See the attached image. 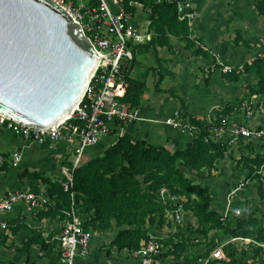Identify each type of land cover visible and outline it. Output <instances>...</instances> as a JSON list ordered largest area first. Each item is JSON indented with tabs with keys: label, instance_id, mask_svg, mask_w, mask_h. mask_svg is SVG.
<instances>
[{
	"label": "crops",
	"instance_id": "crops-1",
	"mask_svg": "<svg viewBox=\"0 0 264 264\" xmlns=\"http://www.w3.org/2000/svg\"><path fill=\"white\" fill-rule=\"evenodd\" d=\"M191 2L199 13L197 20L190 24L191 38L197 44L192 47L169 34L168 45L165 40H162L164 44L159 43L151 28L150 11L137 3L132 4L134 23L140 34L149 38L147 43L134 47L136 63L131 75L135 80L147 83L140 105L142 118L126 127L110 124L111 135H106L89 150L85 161L102 156L125 133L134 140H144L171 152L185 151L193 137L167 124L170 120L177 125L185 122L179 116L182 102L193 119L210 126L211 122L224 117L222 123L226 124L220 138L225 146V157L213 168L201 171L183 168V171L209 189L213 198L212 209L223 219L235 223L238 219L235 212L240 211L243 215L251 210L264 224V163H261L264 139L234 141L230 135V129L235 125H243L252 131L264 129V19L257 12L258 0ZM198 43L214 55L198 53ZM256 58L261 59V64L256 62L238 80L222 75L220 67L226 64L235 68L245 66ZM212 63L218 70L208 72ZM160 80L161 92H157ZM167 92L175 94L178 99ZM247 104L254 107V114L249 119L244 114ZM0 151L8 157L17 151L23 157L19 168L7 164L0 169V200L14 191L31 190L46 195L54 205H63L62 199L48 186L55 184L63 169L71 166L75 159L74 149L65 142L53 145L28 142L0 128ZM44 178L52 180L49 183L42 181ZM60 213L63 212L58 209L31 211L24 204H18L12 213L0 214V220L9 225L7 231L0 232V262L62 264L58 239L67 218ZM198 229L197 219L188 218L185 213L183 227L178 229L169 223L165 230L158 232L165 244L159 264H198L194 259L203 254L207 240ZM90 233L89 255L78 258L76 264H139L135 256L137 250L120 249L115 245L118 229ZM182 241L187 244L185 247H174ZM238 241L232 239L230 242L235 244Z\"/></svg>",
	"mask_w": 264,
	"mask_h": 264
},
{
	"label": "trees",
	"instance_id": "trees-1",
	"mask_svg": "<svg viewBox=\"0 0 264 264\" xmlns=\"http://www.w3.org/2000/svg\"><path fill=\"white\" fill-rule=\"evenodd\" d=\"M134 3L150 11L151 28L156 32L159 43L164 44L162 40H165L168 45L169 34L184 40L187 47L194 46L191 27L179 19L175 4L167 1L158 3V0H124L126 10L132 14ZM257 12L264 19V0H258ZM198 53L202 51L198 49ZM135 63L134 56V60L123 64L119 72V101L130 109L140 108L147 91L146 81L135 80L131 76ZM234 78L238 80L239 76ZM161 80L156 87L157 92H161ZM262 80L264 82V77ZM167 93L178 99L175 94ZM180 104L179 116L198 129L185 151L171 152L144 140H134L129 133H125L102 156L91 159L74 172L75 210L83 219L85 229L97 232L116 228L115 245L120 249L138 250L147 240L149 227L169 225L167 213L170 208L157 198L160 190L166 188L173 195L187 199L185 211H191L197 219L198 231L203 237L207 238L212 231H219L232 239L252 240L251 243L263 246L264 224L255 212L246 211L235 223L223 219L212 209L213 198L209 189L196 183L183 171V168L195 171L213 168L225 157V146L213 138L210 133L212 126L190 117L184 104ZM223 118L216 119L214 125H221ZM60 190L61 199L70 205V196L61 184ZM185 245L182 241L174 247L183 248ZM229 247L225 252L227 261L215 260L211 264H241L238 250ZM202 252L194 262L198 263L200 257H207L211 250L205 248Z\"/></svg>",
	"mask_w": 264,
	"mask_h": 264
},
{
	"label": "built area",
	"instance_id": "built-area-1",
	"mask_svg": "<svg viewBox=\"0 0 264 264\" xmlns=\"http://www.w3.org/2000/svg\"><path fill=\"white\" fill-rule=\"evenodd\" d=\"M60 5L79 24L95 50L103 56V61L92 77L87 91L73 116L60 125L39 130L27 127L10 120L0 114V128L21 137L25 141L39 145L67 143L74 149L75 159L70 167L63 169L61 186L69 194L72 208L67 213V223L59 237L62 264H76L78 258L89 255L92 234L85 229L83 219L75 210L74 172L86 161L89 150L95 148L101 140L111 133L110 124L126 127L141 120L140 108L130 109L119 101L121 84L119 72L123 64L134 60V47L149 41L142 36L133 20V14L128 12L124 0H53ZM170 2L176 5L179 19L189 25L197 20L199 13L191 0H158V3ZM114 8V9H113ZM204 49V47H203ZM213 67L208 72L216 70ZM234 68L223 66V73L231 74ZM244 114L249 119L254 114L253 104L244 107ZM168 125L180 128L195 138L198 129L187 121L181 125L172 120ZM210 133L220 140L226 130V124L214 125ZM232 140H262L264 129L252 131L243 125H235L230 129ZM23 162L20 152L5 156L0 151V169L7 164L19 168ZM159 201L170 208L167 213L169 223L178 228L185 224V197L173 195L163 188L158 193ZM51 200L44 194L29 191H14L0 200V214H9L18 204H24L31 211H39L49 206ZM241 212H235L239 218ZM9 229L6 221L0 220V232ZM199 241H196L198 244ZM164 241L157 234H152L135 253L139 264H159L164 255ZM227 261L223 248L211 250L207 257H200L198 264ZM0 264H3L0 262Z\"/></svg>",
	"mask_w": 264,
	"mask_h": 264
},
{
	"label": "water",
	"instance_id": "water-1",
	"mask_svg": "<svg viewBox=\"0 0 264 264\" xmlns=\"http://www.w3.org/2000/svg\"><path fill=\"white\" fill-rule=\"evenodd\" d=\"M103 56L53 0H0V114L39 130L65 122Z\"/></svg>",
	"mask_w": 264,
	"mask_h": 264
},
{
	"label": "rangeland",
	"instance_id": "rangeland-1",
	"mask_svg": "<svg viewBox=\"0 0 264 264\" xmlns=\"http://www.w3.org/2000/svg\"><path fill=\"white\" fill-rule=\"evenodd\" d=\"M196 42H198V41L196 40ZM194 44H196V43H194ZM202 46H203V44L201 45V43L198 45V49H200L202 51V53L208 54V56H210V57L214 55L211 53V50H209L206 46H205L206 50H204ZM256 62L258 64H261V59L256 58V60L254 62L247 64L245 66H239L236 68L232 65L226 64L225 66H230V67L234 68V71L231 74L223 73V67H220V66H218V67H220V70L222 71V75H224V77H227V78L228 77H238L241 74L243 75L244 73H246L251 67H253L255 65ZM214 65L215 64L212 63V66L210 67V69H212L214 67ZM216 70H218V69H216ZM151 84H152V82H151ZM149 85H150V83H149ZM109 135H111V133ZM186 175H188V174L186 173ZM51 180L52 179L47 180L44 178V180H42V181H48L50 183ZM61 180H62V176L55 184L50 183L48 186V188H50L51 191L53 190V192L57 193L60 198L63 197L61 194V190H60ZM55 187H56V189H55ZM157 198L159 201V197H157ZM62 203H63V205H61V206L59 204L54 205L51 201L49 206H47L43 210H47L49 212L51 210H57L58 209V210H61L63 212V213H60V215L63 218H67V213L71 211L72 202L70 205H68L62 199ZM190 212L191 211H186V215L188 216V218L192 219V218H194V216ZM165 227L166 226H160L158 228L153 227V226L149 227L148 236H150L152 234H157L158 232L165 230ZM167 227H168V225H167ZM169 228L171 229L170 226H169ZM175 230H176V228H175ZM148 236H147V239L149 238ZM231 240H232V238L229 235L225 234L224 232L212 231L210 233V235L207 237V240L205 241L204 245H206V247H205L206 250H214L217 248H223V250L225 252L228 248H230L229 246H233L236 248L235 250H238L239 258H241V264H264V245L259 246V245L251 243L252 240H246V239H238L240 241L233 244L232 242H230ZM250 243H251V245H249Z\"/></svg>",
	"mask_w": 264,
	"mask_h": 264
},
{
	"label": "bare ground",
	"instance_id": "bare-ground-1",
	"mask_svg": "<svg viewBox=\"0 0 264 264\" xmlns=\"http://www.w3.org/2000/svg\"><path fill=\"white\" fill-rule=\"evenodd\" d=\"M77 108H78V107H77ZM77 108H75V110H74L72 113L69 114L67 120H69V119L73 116V114H74V112L77 110ZM67 120H66V121H67Z\"/></svg>",
	"mask_w": 264,
	"mask_h": 264
}]
</instances>
